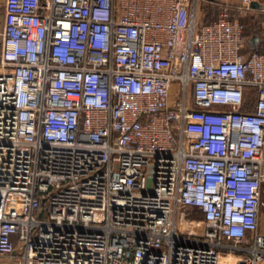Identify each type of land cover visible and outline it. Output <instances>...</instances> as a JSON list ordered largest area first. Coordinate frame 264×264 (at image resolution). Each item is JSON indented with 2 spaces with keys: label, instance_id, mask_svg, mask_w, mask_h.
<instances>
[{
  "label": "built area",
  "instance_id": "obj_1",
  "mask_svg": "<svg viewBox=\"0 0 264 264\" xmlns=\"http://www.w3.org/2000/svg\"><path fill=\"white\" fill-rule=\"evenodd\" d=\"M202 1L3 0L0 264H264V50Z\"/></svg>",
  "mask_w": 264,
  "mask_h": 264
},
{
  "label": "crops",
  "instance_id": "obj_2",
  "mask_svg": "<svg viewBox=\"0 0 264 264\" xmlns=\"http://www.w3.org/2000/svg\"><path fill=\"white\" fill-rule=\"evenodd\" d=\"M250 1V0H249ZM260 6L259 7H250L243 6L239 2V0H208L205 2V4H210L211 9L218 10V6L214 4L215 2L225 4L228 7V10L234 13V16L241 17L246 16L248 17V24H252L255 29V34L253 36H256V41H260L261 47L264 50V0H255ZM3 2V0H0V4ZM201 5V3H200ZM200 7V6H199ZM200 11V9H199ZM196 10V16L199 17L200 12ZM260 18V19H258ZM249 19L251 21H249ZM258 22V23H257ZM264 205V204H263ZM264 208L263 210H258L257 215V227L260 231L264 232Z\"/></svg>",
  "mask_w": 264,
  "mask_h": 264
},
{
  "label": "rangeland",
  "instance_id": "obj_3",
  "mask_svg": "<svg viewBox=\"0 0 264 264\" xmlns=\"http://www.w3.org/2000/svg\"><path fill=\"white\" fill-rule=\"evenodd\" d=\"M200 9V11H199ZM197 9L200 12L199 19L201 21L208 20L216 16V10L211 9L210 4H205V2H201V5ZM3 16V2L0 4V20ZM246 21H248V17L244 15ZM260 19V18H258ZM249 21H251L249 19ZM258 23V22H257ZM264 201L262 200L259 210H263ZM201 213L196 207H188V206H180L177 209L175 220L177 223V228L180 232L184 234H188L192 237L199 235L203 227V221L201 219ZM264 218V216H263ZM12 241L16 242V236H12Z\"/></svg>",
  "mask_w": 264,
  "mask_h": 264
},
{
  "label": "trees",
  "instance_id": "obj_4",
  "mask_svg": "<svg viewBox=\"0 0 264 264\" xmlns=\"http://www.w3.org/2000/svg\"><path fill=\"white\" fill-rule=\"evenodd\" d=\"M214 10V9H213ZM231 16H234V13L229 10ZM235 17V16H234ZM240 25H241V33L243 36V46L241 47V51L244 53L250 52L252 50L263 51L260 41H256V36H253L256 32L252 24H248L245 20L244 16L237 17ZM207 21V20H203Z\"/></svg>",
  "mask_w": 264,
  "mask_h": 264
},
{
  "label": "water",
  "instance_id": "obj_5",
  "mask_svg": "<svg viewBox=\"0 0 264 264\" xmlns=\"http://www.w3.org/2000/svg\"><path fill=\"white\" fill-rule=\"evenodd\" d=\"M248 6H250V7H259L260 5L255 0H250L248 2Z\"/></svg>",
  "mask_w": 264,
  "mask_h": 264
}]
</instances>
